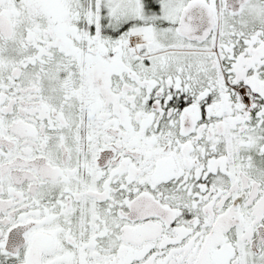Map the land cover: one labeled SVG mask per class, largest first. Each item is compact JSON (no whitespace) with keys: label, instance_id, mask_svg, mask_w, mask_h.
Here are the masks:
<instances>
[{"label":"snow or ice","instance_id":"6c2138e0","mask_svg":"<svg viewBox=\"0 0 264 264\" xmlns=\"http://www.w3.org/2000/svg\"><path fill=\"white\" fill-rule=\"evenodd\" d=\"M0 264H264V0H0Z\"/></svg>","mask_w":264,"mask_h":264}]
</instances>
